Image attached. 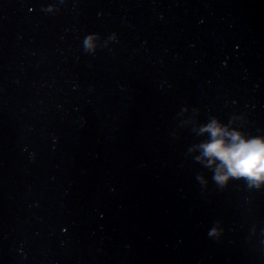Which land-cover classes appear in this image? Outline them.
I'll list each match as a JSON object with an SVG mask.
<instances>
[{"label": "water", "instance_id": "water-1", "mask_svg": "<svg viewBox=\"0 0 264 264\" xmlns=\"http://www.w3.org/2000/svg\"><path fill=\"white\" fill-rule=\"evenodd\" d=\"M213 120L264 137V0H0V264H264Z\"/></svg>", "mask_w": 264, "mask_h": 264}, {"label": "clouds", "instance_id": "clouds-1", "mask_svg": "<svg viewBox=\"0 0 264 264\" xmlns=\"http://www.w3.org/2000/svg\"><path fill=\"white\" fill-rule=\"evenodd\" d=\"M94 46L92 39L88 41ZM211 139L200 147L202 157L209 165H215V179L227 183L230 178L243 177L254 185L264 184V137L248 138L239 130H230L218 120L202 129Z\"/></svg>", "mask_w": 264, "mask_h": 264}]
</instances>
